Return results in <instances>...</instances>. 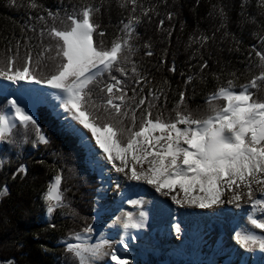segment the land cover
<instances>
[{
  "label": "snow or ice",
  "instance_id": "1",
  "mask_svg": "<svg viewBox=\"0 0 264 264\" xmlns=\"http://www.w3.org/2000/svg\"><path fill=\"white\" fill-rule=\"evenodd\" d=\"M107 2L81 0L72 6L66 18L51 11L46 17L39 16L40 43L33 44L31 37L9 43L0 56V80L12 85L21 82L46 85L56 90L53 98L72 122L69 126H79L81 139L93 152L102 173L101 161L111 165V171L123 174L126 181L150 185L177 205L201 209L225 203L238 209L248 205L251 228L238 232L236 239L244 248L264 249V232H256L264 230V97L257 95L264 91V50H256L254 46L259 74L240 85L239 90L233 86V80H228L226 86L218 87L207 97V108L199 115L198 110L189 108L186 92L180 91L174 116L165 120L162 114L153 112L156 102L161 97L166 99L164 89L147 87L149 80L132 59L137 51L135 25L141 16L150 18L154 9L143 7L138 0H117L121 8L130 6L129 19L126 23L121 21L122 35L106 42L105 31L95 16ZM256 2L258 8L264 9V0ZM10 3L15 4L16 0ZM28 6L39 7L37 0H29ZM138 8L141 16L135 15ZM220 14L223 15V10ZM57 20L64 27L57 26ZM163 24L161 20L160 25ZM45 39L54 43H44ZM260 41L264 46V36H260ZM144 48L148 49L145 55H153L150 44ZM21 56L23 62L18 63ZM207 67L205 61L201 71ZM169 70L174 72L175 66ZM192 79L189 76L186 84ZM28 91V101L17 96L6 98L7 112L0 113V140L7 139L20 125L25 130L31 127L37 143L49 142L32 114L33 108L46 102L47 97L39 93L33 96L32 90ZM220 100L224 103H216ZM18 172L26 175L27 169L21 165ZM61 180V174H57L55 183L49 185L42 197L48 214L65 206ZM177 186L179 192L173 194ZM116 187H120L119 180ZM7 191V188L0 190V197ZM180 192L183 196L178 198ZM227 194L230 198H226ZM144 218L143 212L139 219L128 213L123 227L141 228ZM175 227L180 232V225ZM92 231L91 226L85 227L72 234L77 243L66 244L78 264H93L99 255L110 256L117 264H128L118 259L116 249L104 250L112 248L107 239L90 242ZM124 247L127 248L126 243Z\"/></svg>",
  "mask_w": 264,
  "mask_h": 264
},
{
  "label": "trees",
  "instance_id": "2",
  "mask_svg": "<svg viewBox=\"0 0 264 264\" xmlns=\"http://www.w3.org/2000/svg\"><path fill=\"white\" fill-rule=\"evenodd\" d=\"M80 2L37 0L39 7L34 9L28 6L29 0H16L15 4L0 0V56L9 43L15 44L17 40L31 37L33 44H39L42 22L38 17H46L51 11L66 18L72 6ZM138 3L154 11L149 14L150 18L141 16L139 8L135 13L141 19L135 25L137 51L132 59L149 80L147 87L163 88L166 93V99L161 97L156 102L154 115L162 114L165 120L174 116L180 91L186 92L189 108L198 110L199 115L207 108V97L218 87L226 86L228 80H233V86L239 90L240 85L259 74V61L253 48L264 50L260 41V36H264V9L257 7L256 0L248 3L244 0H138ZM129 15L130 6L121 8L117 0H108L101 7L95 20L105 31L106 42L122 35L121 21L126 23ZM56 23L64 27L59 20ZM44 43L54 41L45 39ZM145 44L151 45L152 56L145 55L148 50ZM205 61L208 67L201 71ZM22 62L23 56L18 63ZM173 65L174 72L169 70ZM113 75L120 74L113 72ZM189 76L193 79L186 84ZM257 95L264 97V91ZM6 98L0 94V113L7 108ZM35 119L48 138L47 144L37 143L31 127L25 130L20 125L7 139L0 140V190H8L0 197V264H78L65 243L72 242V234L92 223L101 180L83 163L84 151L77 144V137L45 105L35 107ZM21 165L26 167V175L18 172ZM57 174L62 177L60 188L65 206L48 214L42 197ZM162 254L158 257L149 254L145 261L136 264H196Z\"/></svg>",
  "mask_w": 264,
  "mask_h": 264
},
{
  "label": "rangeland",
  "instance_id": "3",
  "mask_svg": "<svg viewBox=\"0 0 264 264\" xmlns=\"http://www.w3.org/2000/svg\"><path fill=\"white\" fill-rule=\"evenodd\" d=\"M25 83L21 82L14 87L9 82L0 80V94L9 99L12 96H17L24 101H28L30 99L28 90H32L31 95L33 96L36 90L35 85H30L31 83H26V85ZM16 88L19 89V92L16 91ZM38 88L43 93V96L47 97L44 103L49 107L52 114L73 135L78 134L76 136L78 144L85 153L83 163L91 172H96L100 177L101 183L97 189L95 200V215L89 225L93 229L90 234L92 237L90 242L95 243L105 236H110L113 239L112 246L118 244L126 230L134 229H125L123 227L127 214L131 213L134 218L139 219V214L143 212L145 214L143 226L135 229H141L140 233L144 232L145 235L142 237L136 235V239L132 238L129 240L137 248V251L132 252L131 264H136L139 259H144L150 251H154L157 256L161 252L168 253V255L170 254L169 256L179 255L184 252L186 253L185 258L193 259L195 257V260L202 258L208 264H264V249L258 246L244 248L236 239L238 232L251 228L247 220L250 212L248 205H244L239 209L233 204L227 203L211 209L177 205L171 201L170 197L162 196L150 185L126 181L123 174L113 177L106 166L107 163L103 161H101L104 169L102 173L100 170L101 165L96 163L93 152L81 139V133L78 130L79 126H69L72 122L66 119V114L59 107V101L53 98L56 90L50 89L46 85H40ZM35 107L32 113L34 119ZM109 169L111 168L109 167ZM117 180L120 183L119 188L116 187ZM120 192L122 193L121 195H119ZM176 192H179L178 186L173 189V194ZM141 193L145 194V196L142 197ZM133 195H136V198L138 196L137 200H141L142 203L139 205L130 203L129 201L136 200V198H128V196ZM182 196L183 193L180 192L178 198ZM226 198H230V194H227ZM235 216L238 217L236 222L233 219ZM177 224L180 225V232L176 231L175 226ZM226 231H230L233 237L235 236V240H231L229 243L224 241L223 233ZM181 232L188 234L189 238L179 241L177 235ZM256 232L259 234L264 232V230L257 229ZM151 236H155V239L157 236L161 243L157 245V241H155L156 243L152 242ZM220 237H222L221 247L218 251H215L216 249L213 250V247L217 240L221 239ZM74 242L77 241L74 239L70 243ZM205 244L210 245V247L205 246ZM180 246H183L186 250ZM178 249H180V253L177 252ZM111 250L112 248H108L105 251L111 252ZM147 250L148 252H144ZM139 252H144V254L142 255ZM189 252L190 254H188ZM171 253L174 254L172 255ZM107 257L99 255L94 258L93 264H98ZM220 258L221 263L219 261Z\"/></svg>",
  "mask_w": 264,
  "mask_h": 264
},
{
  "label": "bare ground",
  "instance_id": "4",
  "mask_svg": "<svg viewBox=\"0 0 264 264\" xmlns=\"http://www.w3.org/2000/svg\"><path fill=\"white\" fill-rule=\"evenodd\" d=\"M16 86L17 85H14V87H16ZM16 91L19 92V89H17ZM106 166L108 167V170L110 171V173H111V175L113 177H117L119 175L118 173H115L114 171H111V169H109V167L111 168V165L107 164ZM121 194L122 193L120 192L119 195H121ZM136 195L128 196V198L129 199L130 198L135 199L136 198ZM141 196L144 197L145 194H142L141 193ZM137 199H138V196H137L136 200ZM233 219H235V221ZM233 219L232 220L234 222H236L237 219H238V217L235 216ZM140 231H142V230L141 229H135V228L132 229V230H126L125 233L123 234V236H121V239L118 242V244H115L114 246H112V250L113 249H116L117 250V255H118V259L119 260H126V261H128V264H131L130 263V261H131L130 259L132 257V252L137 251L136 250L137 248H136V246H133V242L131 243V241L129 242V240H131L132 238L136 239V235H138V237L139 236L142 237L143 235H145L144 232L140 233ZM234 237H233V235H232V233L230 231H226V232L223 233V240L224 241H227L228 243L231 242V240H235ZM103 238L104 239H107L110 242V244L113 241V239L110 236H105ZM177 238H178L179 241H184L185 240L184 238L188 239L189 237H188V234H186L184 232H181V233H178ZM220 238L221 239L219 241L217 240L215 246L213 247V250H215V248L218 247L220 243H222V237H220ZM150 239L152 240V242L157 241V245L161 243V241L158 239L157 236H156V239H155V236H151ZM121 241H123V243H121ZM74 243H77V242H74ZM124 243L127 244V248L124 247ZM111 245H113V244H111ZM205 246L210 247V245H207V244H205ZM106 249H108V247H106L104 250H106ZM98 264H117V262L112 261L111 258H110V256H108L104 260L100 261V263H98ZM222 264H225V263H222ZM251 264H255V263H251Z\"/></svg>",
  "mask_w": 264,
  "mask_h": 264
},
{
  "label": "crops",
  "instance_id": "5",
  "mask_svg": "<svg viewBox=\"0 0 264 264\" xmlns=\"http://www.w3.org/2000/svg\"><path fill=\"white\" fill-rule=\"evenodd\" d=\"M126 205H129V204H126Z\"/></svg>",
  "mask_w": 264,
  "mask_h": 264
}]
</instances>
